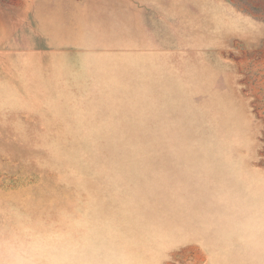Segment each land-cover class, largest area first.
Listing matches in <instances>:
<instances>
[{
  "label": "rangeland",
  "instance_id": "374dc122",
  "mask_svg": "<svg viewBox=\"0 0 264 264\" xmlns=\"http://www.w3.org/2000/svg\"><path fill=\"white\" fill-rule=\"evenodd\" d=\"M58 2L0 0V264H264V0Z\"/></svg>",
  "mask_w": 264,
  "mask_h": 264
},
{
  "label": "crops",
  "instance_id": "0c3cea01",
  "mask_svg": "<svg viewBox=\"0 0 264 264\" xmlns=\"http://www.w3.org/2000/svg\"><path fill=\"white\" fill-rule=\"evenodd\" d=\"M41 1V2H40ZM39 4H42V5H39ZM42 8H47V9H51V8H55V9H60V4L58 2V0H51L49 2V0H37V3H36V9H39L40 7Z\"/></svg>",
  "mask_w": 264,
  "mask_h": 264
}]
</instances>
